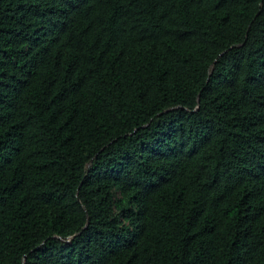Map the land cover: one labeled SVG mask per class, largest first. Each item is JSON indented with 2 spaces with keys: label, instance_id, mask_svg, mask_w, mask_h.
<instances>
[{
  "label": "trees",
  "instance_id": "16d2710c",
  "mask_svg": "<svg viewBox=\"0 0 264 264\" xmlns=\"http://www.w3.org/2000/svg\"><path fill=\"white\" fill-rule=\"evenodd\" d=\"M0 264H264V0H0Z\"/></svg>",
  "mask_w": 264,
  "mask_h": 264
}]
</instances>
